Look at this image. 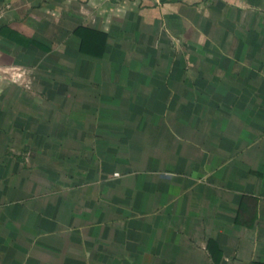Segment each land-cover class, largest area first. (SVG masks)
I'll use <instances>...</instances> for the list:
<instances>
[{
    "label": "crops",
    "instance_id": "crops-1",
    "mask_svg": "<svg viewBox=\"0 0 264 264\" xmlns=\"http://www.w3.org/2000/svg\"><path fill=\"white\" fill-rule=\"evenodd\" d=\"M0 264H264V0H0Z\"/></svg>",
    "mask_w": 264,
    "mask_h": 264
},
{
    "label": "built area",
    "instance_id": "built-area-1",
    "mask_svg": "<svg viewBox=\"0 0 264 264\" xmlns=\"http://www.w3.org/2000/svg\"><path fill=\"white\" fill-rule=\"evenodd\" d=\"M157 2L161 3L163 0H156Z\"/></svg>",
    "mask_w": 264,
    "mask_h": 264
},
{
    "label": "trees",
    "instance_id": "trees-1",
    "mask_svg": "<svg viewBox=\"0 0 264 264\" xmlns=\"http://www.w3.org/2000/svg\"><path fill=\"white\" fill-rule=\"evenodd\" d=\"M95 34L97 35L98 34V36L100 35L99 33H97V32H95Z\"/></svg>",
    "mask_w": 264,
    "mask_h": 264
}]
</instances>
